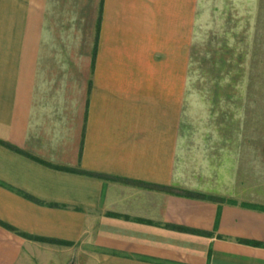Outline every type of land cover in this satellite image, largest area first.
I'll return each mask as SVG.
<instances>
[{
  "label": "crops",
  "instance_id": "0c3cea01",
  "mask_svg": "<svg viewBox=\"0 0 264 264\" xmlns=\"http://www.w3.org/2000/svg\"><path fill=\"white\" fill-rule=\"evenodd\" d=\"M205 5L0 0V264H264V125L187 162Z\"/></svg>",
  "mask_w": 264,
  "mask_h": 264
},
{
  "label": "rangeland",
  "instance_id": "374dc122",
  "mask_svg": "<svg viewBox=\"0 0 264 264\" xmlns=\"http://www.w3.org/2000/svg\"><path fill=\"white\" fill-rule=\"evenodd\" d=\"M248 6L264 20L263 0H206L204 37L191 47L193 83L185 108L190 121L189 163L211 160L200 152L224 148L223 139L235 133L262 132L264 60L249 61L246 50L236 52L240 47L234 44L245 37L230 38L235 28H246Z\"/></svg>",
  "mask_w": 264,
  "mask_h": 264
}]
</instances>
